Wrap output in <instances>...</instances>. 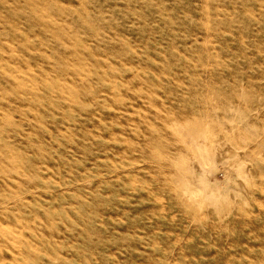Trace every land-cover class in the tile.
<instances>
[{
    "label": "rangeland",
    "instance_id": "374dc122",
    "mask_svg": "<svg viewBox=\"0 0 264 264\" xmlns=\"http://www.w3.org/2000/svg\"><path fill=\"white\" fill-rule=\"evenodd\" d=\"M0 264H264V0H0Z\"/></svg>",
    "mask_w": 264,
    "mask_h": 264
}]
</instances>
